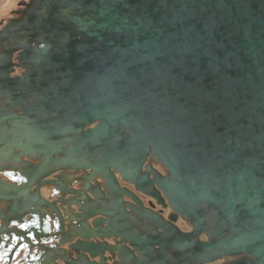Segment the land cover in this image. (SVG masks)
Instances as JSON below:
<instances>
[{"label": "water", "instance_id": "1", "mask_svg": "<svg viewBox=\"0 0 264 264\" xmlns=\"http://www.w3.org/2000/svg\"><path fill=\"white\" fill-rule=\"evenodd\" d=\"M0 264H264V0L18 2Z\"/></svg>", "mask_w": 264, "mask_h": 264}, {"label": "rangeland", "instance_id": "2", "mask_svg": "<svg viewBox=\"0 0 264 264\" xmlns=\"http://www.w3.org/2000/svg\"><path fill=\"white\" fill-rule=\"evenodd\" d=\"M21 0H0V28L5 21L10 18L11 12L17 8L18 2ZM143 201L147 204V199L142 197ZM181 229L185 230L182 226Z\"/></svg>", "mask_w": 264, "mask_h": 264}, {"label": "bare ground", "instance_id": "3", "mask_svg": "<svg viewBox=\"0 0 264 264\" xmlns=\"http://www.w3.org/2000/svg\"><path fill=\"white\" fill-rule=\"evenodd\" d=\"M121 185H122V186H127V187H129V188H132L131 186L126 185V184H124V183H122V182H121ZM42 194H43V195H42L43 198H44V199H47V195H46L47 192L42 193ZM137 195H138V196L142 199V201H143V198H142V197H144V196L141 195V194H139V193H138ZM146 199H147V203H148L149 198H146ZM47 200H48V199H47ZM53 200H55L54 197H53L52 199H50L49 201H53ZM150 201L154 204V207H155L154 209H155V210H157V209L160 208L159 206H157V205L154 203V200H151V199H150ZM143 202H144V201H143ZM144 203H145V205H147L146 202H144ZM167 213H168V210H165V211L163 212V215L166 216ZM177 225H178L180 228L183 226V227L186 229V227H185V225H184V223H183L182 221H178V222H177Z\"/></svg>", "mask_w": 264, "mask_h": 264}]
</instances>
